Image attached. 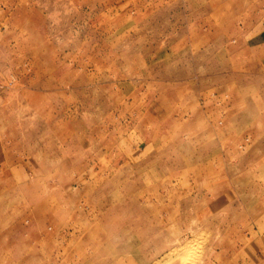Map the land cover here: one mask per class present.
Returning <instances> with one entry per match:
<instances>
[{
    "label": "rangeland",
    "instance_id": "374dc122",
    "mask_svg": "<svg viewBox=\"0 0 264 264\" xmlns=\"http://www.w3.org/2000/svg\"><path fill=\"white\" fill-rule=\"evenodd\" d=\"M263 30L264 0H0V264H264Z\"/></svg>",
    "mask_w": 264,
    "mask_h": 264
},
{
    "label": "bare ground",
    "instance_id": "6f19581e",
    "mask_svg": "<svg viewBox=\"0 0 264 264\" xmlns=\"http://www.w3.org/2000/svg\"><path fill=\"white\" fill-rule=\"evenodd\" d=\"M37 68V67H36ZM54 74V73H53ZM57 75V74H56ZM45 84V83H44ZM50 84V83H49ZM39 87V86H38ZM43 88V87H42ZM82 89H84V87L82 88ZM88 90V89H87ZM52 91V90H51ZM56 91V90H55ZM81 93V92H80ZM28 108V107H27ZM19 120V119H18ZM261 122V121H260ZM264 126V125H263ZM90 127V126H89ZM104 129V128H103ZM41 138V137H40ZM56 139V138H55ZM107 139V138H106ZM99 141V140H98ZM105 141H107V140H105ZM54 142V141H53ZM100 142V141H99ZM104 142V141H103ZM102 142V143H103ZM50 145V144H49ZM59 145V144H58ZM61 145V144H60ZM43 147H44V145H43ZM61 151V150H60ZM59 151V152H60ZM50 151H48V153H49ZM50 155V154H49ZM48 157H50V156H48ZM52 158V157H51ZM68 160V159H67ZM62 161V160H61ZM63 167H64V165H63ZM63 169V168H62ZM47 170V169H46ZM246 180H248V179H246ZM254 183H251L250 185H253ZM249 185V184H248ZM254 186V185H253ZM253 186H251L252 188H253ZM251 187H248V188H251ZM255 187V189H252L251 188V190H253L254 192H255V194H257L261 199H262V201H258L259 203H258V205L259 206H264V186H254ZM164 188V187H163ZM247 189V188H246ZM165 190V189H164ZM253 192V193H254ZM152 195V194H151ZM159 196H161V195H159ZM249 197V196H248ZM253 199V198H252ZM253 201V200H252ZM148 203V202H147ZM250 204V203H249ZM249 204H248V206H249ZM138 206L139 207H141V205L140 204H138ZM153 207V206H152ZM134 208V207H133ZM156 211H158V210H156ZM238 211V210H237ZM262 211H263V209H262ZM151 212V211H150ZM159 212V211H158ZM161 212V211H160ZM163 212V211H162ZM236 212V211H235ZM154 213H155V211H154ZM235 214V213H234ZM163 215V214H162ZM155 217V216H154ZM157 222H159V221H157ZM164 222V221H163ZM155 224V223H154ZM162 224V223H161ZM152 225V224H151ZM156 225V224H155ZM129 227V226H128ZM131 230V229H130ZM173 247V246H172ZM171 249V248H170ZM177 249V248H176ZM169 250V249H168ZM222 250V249H221ZM170 251V250H169ZM173 251V250H172ZM172 251H171V253H172ZM168 252V251H167ZM174 254V253H173ZM176 254V253H175ZM168 258L170 259V258H173V257H169L168 256ZM167 258V259H168Z\"/></svg>",
    "mask_w": 264,
    "mask_h": 264
},
{
    "label": "crops",
    "instance_id": "0c3cea01",
    "mask_svg": "<svg viewBox=\"0 0 264 264\" xmlns=\"http://www.w3.org/2000/svg\"><path fill=\"white\" fill-rule=\"evenodd\" d=\"M258 36H259V38L264 40V30Z\"/></svg>",
    "mask_w": 264,
    "mask_h": 264
}]
</instances>
